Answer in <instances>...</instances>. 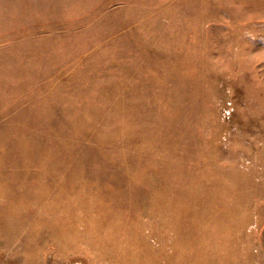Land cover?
I'll list each match as a JSON object with an SVG mask.
<instances>
[{"label": "rangeland", "instance_id": "obj_1", "mask_svg": "<svg viewBox=\"0 0 264 264\" xmlns=\"http://www.w3.org/2000/svg\"><path fill=\"white\" fill-rule=\"evenodd\" d=\"M0 264H264V0H0Z\"/></svg>", "mask_w": 264, "mask_h": 264}]
</instances>
